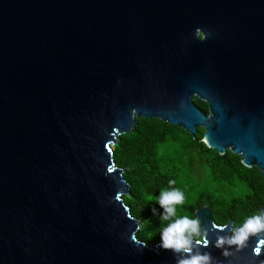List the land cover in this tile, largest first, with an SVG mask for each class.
Returning a JSON list of instances; mask_svg holds the SVG:
<instances>
[{
    "label": "water",
    "instance_id": "1",
    "mask_svg": "<svg viewBox=\"0 0 264 264\" xmlns=\"http://www.w3.org/2000/svg\"><path fill=\"white\" fill-rule=\"evenodd\" d=\"M260 115L264 0H0V264H175L130 240L142 221L114 145L157 118L264 176ZM196 215L213 264L264 261V233L226 257L233 221Z\"/></svg>",
    "mask_w": 264,
    "mask_h": 264
},
{
    "label": "trees",
    "instance_id": "2",
    "mask_svg": "<svg viewBox=\"0 0 264 264\" xmlns=\"http://www.w3.org/2000/svg\"><path fill=\"white\" fill-rule=\"evenodd\" d=\"M195 103L200 106L198 98ZM164 152L172 155L167 161L162 159ZM114 158L119 167L127 169L124 175L132 187L125 202L142 221L138 237L148 244L159 241L163 209L155 199L149 201L147 197H158L162 189L169 187V180H176L172 187L182 190L187 174L198 177L203 170L211 189L193 196L191 203L187 199L192 193L184 194V211L189 215L196 214L202 206H210L215 223L225 225L232 220L234 226H239L247 217L259 214L264 206L262 172L257 167H242L239 157L231 152L220 154L209 148L203 142L202 129L192 137L183 128L160 119L141 118L136 129L122 135L114 145Z\"/></svg>",
    "mask_w": 264,
    "mask_h": 264
},
{
    "label": "clouds",
    "instance_id": "3",
    "mask_svg": "<svg viewBox=\"0 0 264 264\" xmlns=\"http://www.w3.org/2000/svg\"><path fill=\"white\" fill-rule=\"evenodd\" d=\"M192 35L200 42H204L212 33L206 31L203 27H197ZM201 36L204 39H200ZM204 143H207V141L205 140ZM241 165L247 168L243 161H241ZM176 183V180H169V187L162 189L158 197H147L149 201L155 199L159 207L163 209L160 214L159 241L155 244V248L159 251L170 252L175 264H213V258L210 254L202 252L198 247L199 245H204V247L208 245L201 220L198 215H189L184 211L186 198L184 191L172 187ZM116 199H120L119 194ZM152 212L156 213L155 207L152 208ZM129 219L131 220V218ZM259 233H264V212L249 216L241 225L233 226L230 234L218 236L215 246L223 249V255L227 257L230 255L229 248L236 246L239 250L246 246L250 236ZM130 240L135 243L138 249L145 245L141 239H138L136 231L131 233ZM261 245H264V240H260L253 249V253L257 256L260 255ZM261 264H264V261Z\"/></svg>",
    "mask_w": 264,
    "mask_h": 264
},
{
    "label": "rangeland",
    "instance_id": "4",
    "mask_svg": "<svg viewBox=\"0 0 264 264\" xmlns=\"http://www.w3.org/2000/svg\"><path fill=\"white\" fill-rule=\"evenodd\" d=\"M172 157V155L168 152H164L162 154V159L164 161L169 160ZM164 166L167 168H170V164L168 163H164ZM198 177H194L192 175L187 174L186 175V179L184 180V184L182 186V190L184 191V194H190L192 193L190 196L188 202L191 201V198L193 196H198V194L200 195L201 193L204 192H211V189L207 186V178H206V173L203 170L199 171V174H197ZM188 196V195H187Z\"/></svg>",
    "mask_w": 264,
    "mask_h": 264
},
{
    "label": "flooded vegetation",
    "instance_id": "5",
    "mask_svg": "<svg viewBox=\"0 0 264 264\" xmlns=\"http://www.w3.org/2000/svg\"><path fill=\"white\" fill-rule=\"evenodd\" d=\"M201 37H202V36H201ZM197 98H198V97H195V98H194V103H195V100H196ZM198 99H199V98H198ZM199 101H200V106H198L196 103H195V105H196L197 107H199V109L201 110V112H202L205 116L209 117V116L211 115V113H212L209 101H208L206 98H205V99H202V100L199 99ZM258 118H259V120H260L261 122L264 123V115H260ZM200 129H202V131H203V136H204L206 130H205L204 128H200ZM227 152H231V153H233L231 149H227L226 153H227ZM233 154H234V153H233ZM234 155L237 156V157H239V159H240L241 161L243 160L242 155H240V154H234ZM253 167H256V166H253ZM233 224H234V222H233Z\"/></svg>",
    "mask_w": 264,
    "mask_h": 264
}]
</instances>
